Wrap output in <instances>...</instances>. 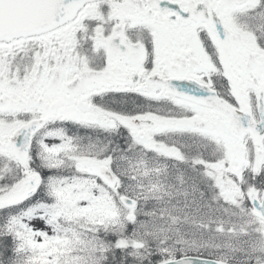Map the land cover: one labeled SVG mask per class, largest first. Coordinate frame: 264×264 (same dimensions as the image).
I'll list each match as a JSON object with an SVG mask.
<instances>
[{"label": "snow or ice", "instance_id": "obj_1", "mask_svg": "<svg viewBox=\"0 0 264 264\" xmlns=\"http://www.w3.org/2000/svg\"><path fill=\"white\" fill-rule=\"evenodd\" d=\"M0 264H264V0H0Z\"/></svg>", "mask_w": 264, "mask_h": 264}]
</instances>
